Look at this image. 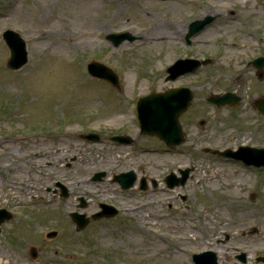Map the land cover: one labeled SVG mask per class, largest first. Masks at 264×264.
Here are the masks:
<instances>
[{
    "label": "rangeland",
    "instance_id": "obj_1",
    "mask_svg": "<svg viewBox=\"0 0 264 264\" xmlns=\"http://www.w3.org/2000/svg\"><path fill=\"white\" fill-rule=\"evenodd\" d=\"M206 15L214 21L186 48L188 24ZM6 29L26 42L28 60L17 71L6 67ZM124 31L136 40L113 47L106 39ZM262 47L264 0H1L0 204L14 215L1 226L0 264H193L190 255L205 250L219 264H264L255 261L264 257V171L205 154L201 134L211 132L203 129L191 128L182 145L168 149L139 135L135 109L139 97L170 87L164 69L181 51L215 58L224 89V74L237 69L231 59ZM90 60L110 67L117 87L91 77ZM228 129L216 123L212 135L222 140ZM87 132L100 140H81ZM257 133L249 129L242 139ZM117 134L134 145L111 142ZM186 167L192 171L184 186L152 191L150 180ZM129 170L137 181L122 190L112 177ZM97 171L106 176L93 182ZM141 177L146 190L138 187ZM99 203L118 215L90 218L76 232L69 213L90 217ZM50 230L58 232L52 240L45 238ZM235 252H245L246 263Z\"/></svg>",
    "mask_w": 264,
    "mask_h": 264
},
{
    "label": "flooded vegetation",
    "instance_id": "obj_2",
    "mask_svg": "<svg viewBox=\"0 0 264 264\" xmlns=\"http://www.w3.org/2000/svg\"><path fill=\"white\" fill-rule=\"evenodd\" d=\"M190 44L185 41L182 42V45L186 46V48ZM197 55L194 56L190 55L189 52L181 51L173 55L168 63V66H170L180 58H191L199 61L209 59L208 63L198 66L194 72H188L173 79L170 77L175 75V71L167 73V77L170 78L168 80L170 89L184 86L192 92V101L187 111L179 118L184 137H188V131L191 128H195L196 130L203 129L204 132H211L208 137H203L206 135L205 133L201 134V138H203L202 141L205 142V146L212 148L235 150L240 146L264 147V47L260 48L257 53L251 52L245 60L239 57L231 59L229 66L235 64L237 69L232 66L231 74H224L226 80L230 82L229 88L224 89H221V77L217 73L218 66L216 63L218 61L213 57L205 58L204 56H199V54ZM225 93L232 94V99L229 100V103L237 101L234 107H217L206 102L209 95ZM254 115L257 122L253 125ZM216 123H222L229 128L228 136L222 138V140L218 135H212ZM254 128L258 130L257 135H252L251 140H243L244 133ZM259 134V140L255 141L254 137ZM232 141H235L234 146L229 145ZM205 154L214 157L211 153ZM223 161L235 162L241 165L240 162L233 160L223 159ZM256 171L263 172L264 169H257ZM163 181L164 178L161 182L155 181L151 185L152 191H157L159 188L162 192L171 191ZM234 256L236 257L237 254Z\"/></svg>",
    "mask_w": 264,
    "mask_h": 264
},
{
    "label": "water",
    "instance_id": "obj_3",
    "mask_svg": "<svg viewBox=\"0 0 264 264\" xmlns=\"http://www.w3.org/2000/svg\"><path fill=\"white\" fill-rule=\"evenodd\" d=\"M214 17L206 16L203 20L194 21L189 26V32L186 35L188 39L193 34L200 31L205 25L211 23ZM2 38L5 41L9 49V58L6 66L11 70H17L22 67L26 61V50L25 43L18 33L12 30H5L2 34ZM107 39L112 42L116 47L124 40L133 41L135 37L130 36L128 33L123 34H110ZM191 61V60H187ZM186 60H181L177 62L174 66L175 69L181 68ZM195 67H190L187 70H194ZM88 73L93 77H99L109 81L112 85L117 86V77L113 72L98 62H90L87 65ZM230 97L229 94L211 96L208 101L214 103L218 106H223L227 104V99ZM191 93L187 88H177L173 90H165L163 93H151L145 97L139 98L137 101V115L140 125V133L155 135L160 140H162L167 146H176L182 142L181 127L178 122L179 116L187 109L191 101ZM230 105V104H229ZM232 106V105H231ZM81 138L88 141H97L98 136L93 133H88L86 135H81ZM112 141L119 143H130L131 139L128 136H113L110 138ZM215 153L219 156L231 155L227 152ZM236 159H242L243 161L252 164L255 167H264V150L254 149V150H240L235 156ZM182 174L181 178H176L175 175L171 174L166 178L167 185L169 188H173L177 185H183L188 176V170L180 171ZM105 175L104 172L95 173L92 177L93 181H100ZM135 174L133 171H128L126 173H121L114 176L113 180L118 182L122 189L130 188L135 181ZM62 196H67V191L65 187L60 185ZM140 188L145 189V180L140 181ZM79 207H84L85 202L82 198L79 199ZM101 212L93 215V218L101 217H112L117 213V210L112 206L101 204ZM70 217L76 224L77 231L81 230L87 223L88 219L84 214L71 213ZM11 214L6 210L0 209V224L9 220ZM56 235V232H50L47 234L48 238H52ZM30 255L32 258L37 257V252L34 247L30 249ZM239 260L245 262V255L241 254ZM195 264H217L216 255L213 252H203L193 256ZM257 261L264 262V257H259Z\"/></svg>",
    "mask_w": 264,
    "mask_h": 264
},
{
    "label": "bare ground",
    "instance_id": "obj_4",
    "mask_svg": "<svg viewBox=\"0 0 264 264\" xmlns=\"http://www.w3.org/2000/svg\"><path fill=\"white\" fill-rule=\"evenodd\" d=\"M181 28H183V26H181ZM260 234L262 235V238H261V240H264V231L262 230V231H260Z\"/></svg>",
    "mask_w": 264,
    "mask_h": 264
}]
</instances>
